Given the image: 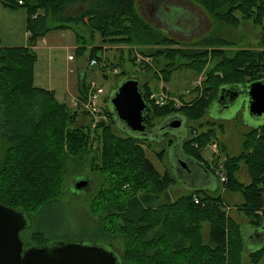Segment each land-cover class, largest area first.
Listing matches in <instances>:
<instances>
[{
  "label": "trees",
  "instance_id": "1",
  "mask_svg": "<svg viewBox=\"0 0 264 264\" xmlns=\"http://www.w3.org/2000/svg\"><path fill=\"white\" fill-rule=\"evenodd\" d=\"M136 1L0 0L3 8L26 11L28 42L26 47L0 48V137L8 146L0 166V204L20 210L28 218L33 212L45 209L57 197L70 159L74 155H87L92 144L98 143L101 145L99 156L90 168L95 175L105 177L106 183L90 195V206L102 219L98 229L102 234L98 235L100 231H97L98 236L96 233L95 236L106 238L108 243L105 244L110 246L114 245L113 235L122 236V264H239L240 226L230 219L225 221L221 195L195 190L172 203H159L160 195L173 180L168 173H160L146 157L141 140L113 134V117L109 111L105 112L109 114L108 123L101 121L94 129L89 124L84 128H71L79 115L86 113L70 112L64 103L55 99L52 91L33 85L36 56L31 48L51 31L72 29V25L80 22L92 34L97 33L110 43L127 46L131 64H139L136 63L137 53L151 58V64L156 66L162 58L165 64L159 74L164 83L181 67L196 72L201 70L209 54L212 59L219 60L213 68L219 75H213L215 70L207 73L202 95L190 102L181 97L179 106L153 105L147 82L142 84V95L152 111L145 121L150 130L155 128L154 120L175 116L186 120L201 117L222 86L264 79V0H193L219 23L235 27L242 21H251L261 27L258 49H238L233 56H227L225 52L228 42L213 33L195 43L209 47L201 52L175 49L172 46L178 42L146 22L139 14ZM75 36L76 44L80 46L76 49L79 54L85 47L81 45L84 38L78 33ZM136 45L155 50L149 55H145L143 49H137L135 53ZM91 50L90 58L100 62L95 48ZM141 65L149 67L144 62ZM103 66L114 68L117 65ZM81 83L83 95L86 84L84 80ZM201 141L200 137L185 139L182 148L186 152L184 149L183 152L214 174L201 156L206 142ZM240 164L245 167L249 179L245 185L237 177ZM225 168V180H218L220 190L239 193L242 203L237 206L238 211L248 219L250 226H264V125L250 129L242 151L236 156H227ZM200 194L205 196L204 199ZM194 195L202 202L211 199L213 202L203 208L194 203ZM202 220L210 225L207 244L198 224ZM233 232L236 239L232 241L230 235ZM32 235L31 232V239H34L36 234ZM50 241L45 239V243L37 247ZM263 257L264 245L251 252L249 260L258 263Z\"/></svg>",
  "mask_w": 264,
  "mask_h": 264
},
{
  "label": "rangeland",
  "instance_id": "2",
  "mask_svg": "<svg viewBox=\"0 0 264 264\" xmlns=\"http://www.w3.org/2000/svg\"><path fill=\"white\" fill-rule=\"evenodd\" d=\"M157 3L159 6L151 10V7H154ZM163 5L172 12L178 11L176 6L180 7L182 10L181 14H184V19L185 21L187 20L186 24L190 23V27H186L185 24L184 27H179V31H177L172 24L173 18L170 15L164 16L163 12L159 10ZM136 7L140 16L146 22L156 26L163 34L178 42V44L172 46L175 49L180 48L198 52L208 49L209 47L207 46H198L195 43L211 33L219 39L224 38L228 42L229 45L226 46L225 50L227 56H233L238 49H258L260 26H255L251 21H242L240 25L235 27L219 23L218 19L215 18V21L213 16L206 13L193 0H137ZM26 18V11L22 8L17 11H11L0 6V48L27 46ZM71 27L72 29L68 30L51 31L46 35L45 40L39 39L36 42L35 49L31 48L36 56V63L33 68L35 83L33 85L44 89L54 88L55 93L53 92V94L54 96L56 94L58 100L55 99L59 103H64L70 112H81L75 110L72 105L74 99L81 95V80H84L85 84L89 81L96 82L103 89V94L99 101V122H109V114L105 113L110 108L109 104H107V97L122 82L125 75L127 77H139L141 84L147 82L149 90L152 92L149 100L151 96H156L154 105L159 102L162 106L167 104L179 106L182 104L179 99L181 97L185 102L193 101L195 97L202 95L207 73L215 70L212 72L213 75H219L217 69H213L219 60L212 59L209 54L208 58H206L207 63H204L201 70L196 72L181 67L172 72L169 81L164 83L161 80V73L159 74L165 64L162 58L158 60V66L151 64L153 62L151 58L148 61L138 62L139 64L136 65L131 64L128 61L129 50L127 46L110 43L99 34H92L81 22ZM262 27H264V19ZM75 33L80 34L84 38L81 41V45H85V47L81 49L79 54L73 48L78 46ZM92 48H95V55L101 58V61L97 62L96 65H91V62L95 60L90 58ZM137 49H143L145 55H149L155 50L148 46L136 45V48L133 49L135 53H137ZM136 55L141 56L139 53ZM69 56L72 59L69 60ZM79 60L82 61V64L78 70ZM143 62L148 64L149 67H145V65L139 66ZM108 64H116L117 66L114 68L103 66ZM101 69L105 71H101ZM122 71L125 72L123 75L121 74ZM81 72L84 74L80 80L79 75ZM72 93L74 97L71 99ZM218 109L219 105H214L212 102L204 115L191 120L183 118L180 128L165 129L167 131L164 134L159 133H162L161 126L166 125L165 119L154 120L153 123L156 128H153L155 138L141 140L144 142H141V146L146 157L155 168L160 173H168L173 180L167 190L160 195L159 203H172L182 196L191 194V191L203 190L206 193H210V195L216 194L219 197L221 195L223 202L221 211L224 214L225 221L230 219L238 225L242 222L249 223L245 216L242 215V217L237 213L239 211L236 204L240 201L237 197L242 200L241 195L239 193L233 194L221 191L218 180L220 181L221 178L225 180L227 156H236L242 151L245 136L255 124L264 125V116L261 119L251 118L243 110L238 111L233 106H230L227 113H225L227 118L223 119L218 116ZM88 124H91L88 115L80 114L76 123L71 125V128H84ZM111 128L112 133L117 137L131 136V134L122 132L116 126V120L113 121ZM94 135H97V132ZM199 137L202 141H206L201 149V156L209 168L215 171L214 174L211 171L202 169L199 163L185 156L183 152L184 148H182V145L185 139H198ZM222 137L224 138L222 143L225 152L219 151L217 148L221 144ZM175 144L180 145L181 151L174 149L173 146ZM193 146L196 147V144ZM7 148L6 141L0 137V166ZM100 148V144L94 143L91 146L90 153L82 157L74 155L70 159L66 166V173L61 180L57 197L45 209L33 212L30 215L31 228L24 230L20 234L24 245L27 243L37 247L43 245L45 243L43 240L45 239L54 242H81L84 244L95 242L104 246L109 245L105 244L108 243L106 238L96 237L102 234L98 230L102 225V219L95 214L90 206V195H93L100 185L106 183L105 177L95 175L90 168L92 161L98 158ZM184 151L186 152L185 149ZM179 160L184 162L187 167L182 168L178 163ZM239 167L240 170L237 177L245 185L249 182V179L243 164H240ZM79 177H87L89 179L90 186L87 193L73 192L72 181L78 180ZM193 197L194 203L196 200L197 203L195 204L199 203L203 208L213 202L212 199L202 202L200 197L204 199L205 196L201 194L200 197L197 195ZM198 224L204 243L207 244L210 233L209 222L202 220ZM97 231H100L98 235ZM31 232L32 236L36 234L34 239H31ZM113 236L112 243L114 245L111 248L121 256L123 238L122 236ZM230 239L232 241L236 239L234 232L231 233ZM226 247L228 248V246ZM229 250H231L230 247ZM238 253L239 264H264V257L258 263H253L252 259L249 260L250 253H245L243 241Z\"/></svg>",
  "mask_w": 264,
  "mask_h": 264
},
{
  "label": "water",
  "instance_id": "3",
  "mask_svg": "<svg viewBox=\"0 0 264 264\" xmlns=\"http://www.w3.org/2000/svg\"><path fill=\"white\" fill-rule=\"evenodd\" d=\"M160 10L164 16L170 15L173 18L172 24L179 31L178 26L185 21L184 14H181L182 10L172 12L164 5ZM141 89L139 77H126L107 97V104L110 106L109 112L113 121L116 120V126L122 132L131 134V137L137 140H149L155 138L154 130L148 129L145 121L151 117L152 111L145 102ZM213 104L219 105L217 114L223 119L227 118L225 113L230 106L238 111L243 110L251 118L261 119L264 116V79L244 85L222 86ZM183 120L178 116L165 120L166 125L168 124L167 129L180 128ZM260 126L262 125L255 124L253 128ZM173 147L181 151L180 145L175 144ZM178 163L182 168L187 167L180 160ZM201 168L208 171L202 165ZM87 184L90 186L87 177L73 180L71 184L74 187L73 192L87 193L89 186L84 191ZM30 222V218L24 212L0 204V264H122L121 257L110 245L104 246L95 242L84 244L50 241L43 247H25L20 239V233L30 227ZM263 245L264 242L258 249Z\"/></svg>",
  "mask_w": 264,
  "mask_h": 264
},
{
  "label": "built area",
  "instance_id": "4",
  "mask_svg": "<svg viewBox=\"0 0 264 264\" xmlns=\"http://www.w3.org/2000/svg\"><path fill=\"white\" fill-rule=\"evenodd\" d=\"M19 4H21V2H19ZM69 59H72V57H69ZM143 60L148 61L150 59L148 57L144 58L139 55H136V63L141 62ZM96 64L97 61L95 60L91 62V65H96ZM102 94H103V89L100 88L96 84V82L89 81L86 84L84 94L80 95L79 97H76L72 104L75 110H79L88 115V117L91 120V124H90L91 129H94L97 123L99 122L98 120V118L100 117L99 101L102 97ZM155 100H156V96L150 97V101L153 103V105ZM156 105L162 106L159 102H156ZM220 180L224 181L223 178H221ZM195 203H197L196 200Z\"/></svg>",
  "mask_w": 264,
  "mask_h": 264
},
{
  "label": "crops",
  "instance_id": "5",
  "mask_svg": "<svg viewBox=\"0 0 264 264\" xmlns=\"http://www.w3.org/2000/svg\"><path fill=\"white\" fill-rule=\"evenodd\" d=\"M258 36H260V35L258 34ZM45 39H46V36L44 38H42V40H45ZM35 47H36V45L32 49H35ZM79 47L80 46H75L73 48L76 50ZM69 57H68V59H69ZM78 63H79V66H78V70H79V68L81 67L82 61L79 60ZM83 74H84L83 72L80 73V75H79V79L80 80L82 79ZM34 83H35V76H34ZM37 88L44 89L42 87H37ZM45 90H49V91H52V92L55 93V89L52 88V87L47 88ZM54 97L57 99L56 94H55ZM73 97H74V94L72 93L71 94V99ZM220 120H222V119H220ZM223 140H224V138L222 137V141L220 142L221 144H220L219 147H217L219 149V151H224V145L222 143ZM237 198H239L240 201H239L238 204H236V206H239L242 203V200L240 199V197H237ZM237 213H239L241 216L243 215L240 212H237ZM239 226H240V231H241V234H242V236H241L242 237V241H243V244H244V247H245V253H251L253 251L258 250V248L264 242V226H262V227H252V226L249 225V223H246V222L240 223Z\"/></svg>",
  "mask_w": 264,
  "mask_h": 264
},
{
  "label": "flooded vegetation",
  "instance_id": "6",
  "mask_svg": "<svg viewBox=\"0 0 264 264\" xmlns=\"http://www.w3.org/2000/svg\"><path fill=\"white\" fill-rule=\"evenodd\" d=\"M158 6H159V5H158V3H157L154 7H151V10H154V9H155L156 7H158ZM176 7H177V9H180V7H178V6H176ZM159 10H160V9H159ZM157 19H158V18H157ZM186 22H187V20L184 21V22H183L181 25H179L178 27H184L185 24H186ZM186 27H190V23H187V24H186ZM182 29H184V28H182ZM216 98H217V95H216ZM216 98H215V99H216ZM215 99H214V100H215ZM218 112H219V109H218ZM167 126H168V124L165 125V126H163L164 128H163V127L161 128V132H162V133H159V134H164V133H166L167 130L165 131V129L168 128ZM155 134H156V133H155ZM87 182H88V181H87ZM88 186H89V184L86 185L84 191H86V190L88 189Z\"/></svg>",
  "mask_w": 264,
  "mask_h": 264
}]
</instances>
